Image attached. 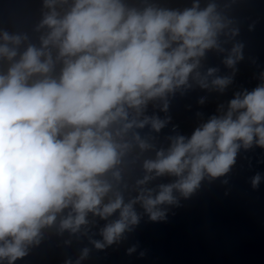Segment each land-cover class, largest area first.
I'll return each instance as SVG.
<instances>
[{
	"label": "water",
	"instance_id": "water-1",
	"mask_svg": "<svg viewBox=\"0 0 264 264\" xmlns=\"http://www.w3.org/2000/svg\"><path fill=\"white\" fill-rule=\"evenodd\" d=\"M0 264H264V0H0Z\"/></svg>",
	"mask_w": 264,
	"mask_h": 264
}]
</instances>
